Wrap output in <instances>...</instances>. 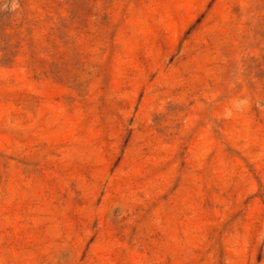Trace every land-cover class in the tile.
<instances>
[{
    "label": "rangeland",
    "instance_id": "1",
    "mask_svg": "<svg viewBox=\"0 0 264 264\" xmlns=\"http://www.w3.org/2000/svg\"><path fill=\"white\" fill-rule=\"evenodd\" d=\"M0 264H264V0H0Z\"/></svg>",
    "mask_w": 264,
    "mask_h": 264
}]
</instances>
